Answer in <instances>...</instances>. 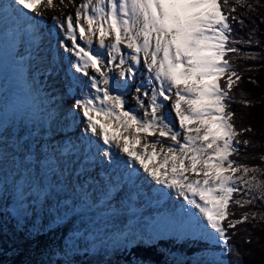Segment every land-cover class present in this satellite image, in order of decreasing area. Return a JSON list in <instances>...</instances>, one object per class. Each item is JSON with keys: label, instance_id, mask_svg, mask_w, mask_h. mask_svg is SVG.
<instances>
[{"label": "snow or ice", "instance_id": "snow-or-ice-1", "mask_svg": "<svg viewBox=\"0 0 264 264\" xmlns=\"http://www.w3.org/2000/svg\"><path fill=\"white\" fill-rule=\"evenodd\" d=\"M254 11L0 0V264H232L237 227L264 221L233 107L235 61L264 56Z\"/></svg>", "mask_w": 264, "mask_h": 264}, {"label": "rangeland", "instance_id": "rangeland-1", "mask_svg": "<svg viewBox=\"0 0 264 264\" xmlns=\"http://www.w3.org/2000/svg\"><path fill=\"white\" fill-rule=\"evenodd\" d=\"M248 2L250 3V0H248ZM251 2H252V0H251ZM257 9H259V7L258 8L255 7V11L253 12V13H255V15L259 14V11L256 12ZM260 10H262V8ZM238 11H241V10H238ZM263 11H264V9H263ZM254 19H255L256 25H259L258 23H261V21L258 17L256 18L254 16ZM248 27L249 28L253 27V24L251 21H249ZM263 27H264V25H263ZM245 29L243 30L242 35H246ZM246 31H247V29H246ZM259 38H261L260 35H259ZM262 38L264 39V36H262ZM238 47L246 48L247 46L246 45H239ZM263 58H264V56H261L260 58L255 59V60L240 58V59H237L235 61L236 67L241 71V74H242V81L239 83V86L234 89V94L236 96L237 101H239V99L243 96L246 100L251 101V102H255L258 100V97H256V92L253 93V91H255L254 84H252L251 87L249 86V84H247L248 83L247 78H246L247 74L244 71V68H245L244 66H248L249 68L251 66L252 67L255 65L257 66L264 61ZM130 106H131V102H130V104L127 105V107H130ZM233 107H234V109L236 107L238 108V109H235L236 112H237V110L241 111V109H242V107L240 106V103L234 104ZM243 109H244L243 113L249 112L246 110V109H248L247 106H243ZM262 110H263V113L261 112ZM238 115H239V113H238ZM259 115L261 116V118H262V116L264 117V108L261 109L259 111V113H257L256 116H259ZM251 116L252 115L246 117V115H245V117L242 121H238V118H235L237 128H249L250 126L248 127L247 125H251V127H252L251 131L245 132L242 135L243 139H250L251 144L245 151L241 152V155H240V157H238V159H240V161L242 163H246L249 165H258L260 167H264V162H262L260 159L261 157H264V152L260 154V151L262 149L264 150V121H263V124H260L259 122L256 123ZM258 118H260V117H258ZM241 148L243 149L242 145H241ZM245 157H247V158H245ZM234 158H237V157H234ZM260 179H264V176H261ZM247 210L248 209H243V210L235 209L237 216H239L241 211H247ZM251 210L256 211L258 214H264V208L256 207V208H253ZM259 210H261V211L259 212ZM251 235H252V239L254 238V235H261V236H257L259 238L258 239L259 245H253L251 247V244L245 243V240L249 237L251 238ZM58 238H59V233H57V239ZM263 241H264V221H260L259 219L256 221H253L251 219V217H249V221L246 225H239L237 227V229L235 230V233L233 235V239L230 241V244L232 245V256L230 258L232 261V264H234L235 262L237 264H249L248 263L249 261L253 262V264H262L261 259H260L261 256L257 255V253L255 251H257V249L260 246L262 247L264 245ZM251 250L253 253L251 252ZM248 251H250V253H248ZM260 251L261 250H259L258 252H260ZM185 253H188V252H185Z\"/></svg>", "mask_w": 264, "mask_h": 264}, {"label": "trees", "instance_id": "trees-1", "mask_svg": "<svg viewBox=\"0 0 264 264\" xmlns=\"http://www.w3.org/2000/svg\"><path fill=\"white\" fill-rule=\"evenodd\" d=\"M250 3L254 6V9H255V7L256 8H258L259 7V9H257L256 10V12H258L259 11V14H256L255 15V13H251L250 15L252 16V17H258L259 19H260V21H261V18H264V11H263V7H264V0H259V5H257V3H256V0H252V2H251V0H250ZM262 8V10H260ZM261 16V17H260ZM259 25H258V30L256 31V33H255V38L256 39H260V40H262V41H264V39L262 38V36H264V27H263V25H264V23H258ZM251 28V27H250ZM249 27H246V29H247V31H246V29H245V32H246V34L248 33V31H249V29H250ZM259 35L261 36V38H259ZM248 47V46H247ZM246 47V48H247ZM252 48L254 49V50H256V51H260V49H257L256 48V46L255 45H253L252 46ZM263 60H264V58H263ZM264 62V61H263ZM262 62V63H263ZM259 64V65H255V66H251L250 68L248 67V66H244L245 68H244V71L246 72V74H247V76H246V78H247V81H248V83L247 84H249V86L251 87L252 86V84H254V89H255V91H253V93H255L256 92V97H258V100L257 101H255V102H251V104L249 105V106H247V108L248 109H246L247 111H249V112H245V113H243V106H245L243 103H240V106L242 107V109H241V111H239V110H237V115H236V117L235 118H238V121H242L243 119H244V117H245V115H246V117L247 116H250V115H252L251 117L254 119V121L256 122V123H260V124H263V121H264V117L262 116V118H261V116L259 115V116H256L257 115V113H259V111L261 110V109H263L264 108V63L263 64ZM247 69H255V70H253V71H249V70H247ZM261 76V77H260ZM252 78L253 80H255L256 81V83H252V82H250V80H249V78ZM241 100H246L245 98H244V96L243 97H241L240 99H239V101H241ZM248 101V100H247ZM260 106V107H259ZM235 109H238L237 107L235 108ZM250 109V110H249ZM262 113H263V110L261 111ZM238 113H239V115H238ZM258 117H260V118H258ZM246 119V118H245ZM248 127L250 126V128H252L251 127V125H247ZM241 138L243 139V137L241 136ZM243 146V145H242ZM264 152V150L262 149L261 151H260V154L261 153H263ZM261 210H259V212H260ZM230 232H231V230H230ZM257 236H261V235H254V238L252 239V235H251V247L253 246V245H259V243H258V237ZM264 242V241H263ZM264 244V243H263ZM259 250H261L260 252H258ZM251 252H252V250H251ZM256 253H257V255H260L261 257H260V259H261V263L262 264H264V245L261 247H259L258 249H257V251H255ZM248 253H250V251H248ZM253 253V252H252ZM245 255V254H244ZM252 256V255H251ZM248 260V259H247ZM249 264H253V262H248ZM234 264H237L236 262L234 263Z\"/></svg>", "mask_w": 264, "mask_h": 264}, {"label": "bare ground", "instance_id": "bare-ground-1", "mask_svg": "<svg viewBox=\"0 0 264 264\" xmlns=\"http://www.w3.org/2000/svg\"><path fill=\"white\" fill-rule=\"evenodd\" d=\"M79 2H80V0H77V3H79ZM65 14H72V9H65ZM126 108H127V105H126ZM149 139H153V138H149ZM137 150H139V149H137Z\"/></svg>", "mask_w": 264, "mask_h": 264}]
</instances>
